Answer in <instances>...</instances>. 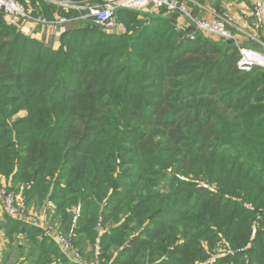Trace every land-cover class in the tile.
I'll use <instances>...</instances> for the list:
<instances>
[{"label": "trees", "instance_id": "1", "mask_svg": "<svg viewBox=\"0 0 264 264\" xmlns=\"http://www.w3.org/2000/svg\"><path fill=\"white\" fill-rule=\"evenodd\" d=\"M164 12L108 34L58 8L57 48L0 13V202L24 214L0 218L4 264H75L57 236L97 264H264V69Z\"/></svg>", "mask_w": 264, "mask_h": 264}, {"label": "built area", "instance_id": "2", "mask_svg": "<svg viewBox=\"0 0 264 264\" xmlns=\"http://www.w3.org/2000/svg\"><path fill=\"white\" fill-rule=\"evenodd\" d=\"M62 3L64 7H72L73 9L84 11L88 9L83 19L91 18L92 21L106 33H120L121 28L116 18V12L121 9L139 12L152 9L158 12L179 13L192 19V15L186 5L178 0H86L85 4L87 3L88 6H85V4L73 5L69 1H63ZM0 13L3 14L8 27H18L19 22L26 24V26L28 24H46L47 22L45 18L40 16L36 18L27 16L25 7L15 0H0ZM253 15L257 24L262 25L264 18V0H254ZM68 22L69 21L65 17H62L57 18L53 24L55 27L59 28L61 34H63L66 30L65 25ZM193 23L198 36L202 35L203 37L213 38L214 40H231L232 38L225 20L220 17H214L210 20L193 19ZM21 28L24 32V28ZM198 36L197 34H192L189 36V39L195 41ZM237 49L240 55L238 67L241 70L251 71L254 68L264 69L263 52L243 47H237ZM1 197L8 215L17 221H21L24 218V214L20 197L15 195L14 192L8 191L5 187L1 190ZM43 223L47 233H51L52 228L49 227L45 221ZM53 239L60 247L61 251L69 255L75 264H97L94 261L88 262L81 257L79 252L74 249L71 239L63 236H57Z\"/></svg>", "mask_w": 264, "mask_h": 264}, {"label": "crops", "instance_id": "3", "mask_svg": "<svg viewBox=\"0 0 264 264\" xmlns=\"http://www.w3.org/2000/svg\"><path fill=\"white\" fill-rule=\"evenodd\" d=\"M188 3L191 12L194 13V17L191 16L192 19L179 13L164 12L165 16L172 19L178 32L188 34L193 32L191 29H196L193 26V19L210 20L214 17H220L225 20L231 33L232 38L228 41H231L235 47L256 49L264 53V18L262 25H258L253 15L254 0H188ZM140 13L161 15L160 12L152 9H147ZM18 25L23 27L24 32H22L31 38L53 48L59 47V40L62 35L59 28L56 27L55 29L52 26L47 28L36 24H28L26 26V24L21 22ZM2 214L1 210L0 218ZM29 221L44 228V220L41 217L30 218ZM0 240V264H4L6 243L1 234Z\"/></svg>", "mask_w": 264, "mask_h": 264}, {"label": "rangeland", "instance_id": "4", "mask_svg": "<svg viewBox=\"0 0 264 264\" xmlns=\"http://www.w3.org/2000/svg\"><path fill=\"white\" fill-rule=\"evenodd\" d=\"M16 2H18V3H22V5L25 7V9H26V15L27 16H29L30 18H36L37 16L36 15H34V12H33V6L34 5H36V3H40L41 2V0L39 1V0H15ZM44 1H46L48 4H52V5H54V7H55V11L53 12V14L54 15H52V18L50 19H46V24H38V25H40V26H42V27H47V28H49L50 26H52V27H54L55 29H56V27H55V25L53 24L54 23V21H55V15H57V10H58V8L59 9H63V11L65 12V13H70L72 10H77V9H73L72 7H64L63 6V1H57V0H44ZM179 2H181V3H183V4H185L186 5V7L188 8V10H189V12H190V14L194 17V13L193 12H191V9H190V7H189V3H188V0H184V1H180V0H178ZM70 2V1H69ZM33 3H35V4H33ZM62 3V4H61ZM72 3V2H71ZM73 5H75L74 3H72ZM85 4V3H84ZM85 6H88V4L86 3L85 4ZM78 11H83L84 12V10H78ZM86 13L88 12V9L85 11ZM2 14V13H1ZM2 16H3V14H2ZM84 16V15H83ZM3 18H4V16H3ZM5 20V19H4ZM91 23L93 24L94 22H92L91 21ZM118 24H119V26H120V28H121V30H120V33L119 34H123V33H126L127 32V29L125 28V26L122 24V23H119L118 22ZM193 26H194V23H193ZM99 27V26H98ZM195 27V26H194ZM16 28H19V30H21L22 31V29L20 28V26H18V27H16ZM99 28H101V27H99ZM102 29V28H101ZM194 28H192L191 30L193 31V32H191V33H189V36L190 35H192V34H197V36H198V33H197V31H195V30H193ZM103 30V29H102ZM57 31V30H56ZM186 31V30H185ZM184 31V32H185ZM195 32V33H194ZM108 34H116V33H108ZM243 71H245V70H243ZM25 113L24 112H22L19 116H23ZM11 192H15V191H11ZM2 198V197H1ZM2 210V213H4L5 211H6V209H5V206H4V202H3V199L1 200V202H0V211ZM31 215H30V218H39V216H41L40 214H41V212L40 211H33V212H31L30 213ZM45 215H47V214H45ZM48 225V224H47ZM50 225V224H49ZM48 225V226H49ZM50 227V226H49ZM0 242H1V240H0ZM4 242L6 243V240H4ZM225 254V252L224 251H220L219 252V254H216L211 260H210V263L209 264H211V262H214V260H215V258H217L219 255H224ZM12 263H14V261L12 262Z\"/></svg>", "mask_w": 264, "mask_h": 264}]
</instances>
